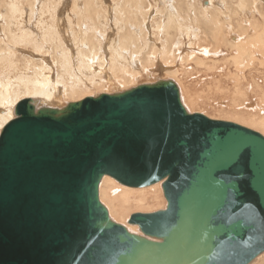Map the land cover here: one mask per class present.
Returning a JSON list of instances; mask_svg holds the SVG:
<instances>
[{"label":"water","instance_id":"1","mask_svg":"<svg viewBox=\"0 0 264 264\" xmlns=\"http://www.w3.org/2000/svg\"><path fill=\"white\" fill-rule=\"evenodd\" d=\"M108 176L158 182L164 209L127 224L99 200ZM264 251V138L189 113L158 80L60 109L30 99L0 131V264H249Z\"/></svg>","mask_w":264,"mask_h":264},{"label":"bare ground","instance_id":"2","mask_svg":"<svg viewBox=\"0 0 264 264\" xmlns=\"http://www.w3.org/2000/svg\"><path fill=\"white\" fill-rule=\"evenodd\" d=\"M158 1L160 2V0ZM126 2L128 6H125ZM146 2L147 0H124V2L115 8L116 17L114 19L117 21L116 24L118 25V22L125 18L126 27L120 29L121 31H119L116 40L121 51L113 52L114 49H112V55L107 64L105 55L103 52L101 53L96 41L93 40L92 33L74 39L72 35L74 34L73 29L75 30V27H71V31L69 29L66 39L71 36L74 45H86L85 41L90 43L88 46L89 50H83L81 47L76 46L77 50L75 49L73 53L65 38H61L63 37L62 34L56 31L54 24L43 27L39 21L37 25L39 33L35 34L34 30H29L25 25L26 21L23 20L24 10L22 11V4L16 0H10L9 4H6L7 12L5 14L6 25L4 27V34H0V131L5 124L14 118L15 106L23 99H30L35 110L39 108L60 109L65 104L60 108L47 105L55 103V99L60 96L72 99L69 103H75L87 97L120 93L135 86L151 84L158 80L173 81L172 79H179L181 75L180 70L174 65L177 63L179 57H177V51L174 50V47L179 43L177 42L178 39L181 38V40L187 42L190 39H195V46L202 52L200 54L206 56L205 59H200L195 49H185L188 55L182 57L183 61L189 63V65L193 63L204 67L206 72H211V69L217 66V61L208 59V56H213L214 52L219 53L222 45H227V50L232 53L225 63L235 65L237 70L241 69L239 68V63L241 64L243 60L248 62V65L245 64L246 66L243 63L245 67L251 66L249 62H252L253 66L254 63H257L258 68L255 70L256 73L254 72V68L249 67V74L245 76L251 78V81L247 82V89L235 88L234 86L235 89L233 88L234 90L231 92V90L229 91L228 88H225V92L230 95L226 99L230 109L224 107L218 108L219 105L215 104L218 107H215L213 111L217 112L219 117H211L206 113H201V110L197 113L211 120L239 125L260 134L264 138V9L261 7L262 1L176 0L175 8L165 9L163 12L166 21L160 20L156 24V29L164 37L162 48L154 45L147 46V53H142V62L139 64L138 70L135 71L132 67L134 65L126 62L127 59L123 52L127 50L130 53L140 54L141 56L138 37L133 33L134 30L132 31L128 23H134L141 31V35H143L144 17L141 13L146 12L141 9V6L144 5L145 9H147L148 4ZM27 5L30 10L28 15V23H30V19L33 18V10L36 8H34V0H28ZM155 9L159 10L156 7V3ZM99 11L106 14V10L103 7H100ZM83 13L96 24L98 16L97 8L92 6L91 0L85 2ZM110 14L112 13L110 12ZM251 14L255 19L248 24L247 21H249V15ZM81 15L82 13H77L79 25L83 24H80L82 22ZM122 15L125 17L123 18ZM231 29L239 34V40H231L235 38L230 33ZM62 33L64 35V32ZM194 33L196 36L193 35ZM205 42H210V44H204ZM20 45L24 47L31 46L32 51H25V57L18 58L17 50ZM179 56L181 57V54ZM107 65H109L111 71L106 69ZM145 72L146 79H153L152 82L136 83V85L124 88L119 92L111 91L113 93L101 92L96 95H82L85 92H90L92 89L102 90L117 83L127 86L136 80L137 75L145 76ZM241 72L245 74L244 70ZM251 73L255 74L251 75ZM239 74L241 73H238L237 76ZM239 76L243 77L242 75ZM111 78L116 83L114 81L113 83ZM173 82L178 88L180 100L184 108L192 114L188 109L191 110L200 105L199 94L191 93L193 95H189L190 93L184 88L182 82L178 80ZM212 90L224 94V89H209V91ZM204 100H207L206 97H204ZM250 101L254 103L252 102V104ZM253 106L254 110L252 109ZM161 183L158 182L157 184L142 188H133L121 185L114 179L104 176L99 185V200L106 207L112 221L115 220V223L123 225L128 232L141 235L137 226L127 224L130 216L129 211L133 209L137 213H150L147 211H151L156 207L158 208L157 210L164 209L166 201L162 193ZM152 211L154 212L155 210ZM127 225L136 227L137 232H133L135 230L134 227H127ZM249 264H264V251L258 254Z\"/></svg>","mask_w":264,"mask_h":264},{"label":"rangeland","instance_id":"3","mask_svg":"<svg viewBox=\"0 0 264 264\" xmlns=\"http://www.w3.org/2000/svg\"><path fill=\"white\" fill-rule=\"evenodd\" d=\"M9 1L10 0H0V5H1V7H0V13H1L0 14V34H2V35L4 34V27L6 25V21H5V14L7 12L6 11V9H7L6 4H9ZM16 1L21 3L23 6V8H22V11L24 10L23 11V20L26 21L25 25L29 28V30H32V31L34 30L33 32L35 34L39 33V30L37 29V25L39 24V21L41 22L40 25L43 27L51 26L52 24H54L56 27V31L58 33L62 34L63 37H61V38H65V40L69 44L68 45L69 48L72 49L73 53L75 52L76 46L79 48L81 47V49H83V50H89L88 46L90 43L88 41H85L86 45H82V46L81 45H74L73 39L71 36H69V38L66 39V36L68 35V31L71 27L72 28L75 27V30L73 29L74 34L72 35L74 39L75 38L78 39V38L83 37V35L87 36V34L92 33L93 40L96 41L97 46H99V49L101 50V53L103 52V54L105 55L104 57L106 59L105 61L107 62V64L109 63V58L112 55V49H114L113 52L121 51V49H119V47H118V42L116 40L118 38L119 31H121L120 29H123L126 27V22H125V18H124L125 16L122 15L124 19H121V21L118 22V25L116 24L117 21L114 18L116 17L115 8H117L122 2H124V0H91L92 6L97 8V15L98 16H97L96 24L91 19L89 20L88 16H85V14L83 13L84 4L88 0H64V1L63 0H41L40 1L39 0L40 2L38 0H34V8L35 7L36 8L35 9L33 8L34 9L33 10V18L30 19V23H28V15L30 13V10L28 9L29 6L27 5L28 0H16ZM62 1H63V4H62ZM153 1H155V2H153ZM166 1H168V2H166ZM169 1L170 0H160V2H159L158 0H149V1L147 0L146 4H148V8L145 9L144 5L141 6V9H143L144 12H146V13H141L142 16L144 17V21H143L144 33H143V35H141V31L139 30V28L134 23H128V26L132 29V31L134 30L133 33H135L138 37V42H139V45L141 47V56H140V54L130 53L127 50L124 52L122 51V52L125 54V58L127 59L126 62L130 63V65H134L132 67L134 68L135 71L138 70L139 64H141V62H142V55H143L142 53L143 52L147 53L146 52L147 46L154 45V46L159 47V48H162V46H163L164 37L156 29V24L160 20L164 21V22L166 21V17L164 18V16H163L164 15L163 12L165 11V9L175 8L174 6L176 4V0H171L170 2ZM187 1H189V0H187ZM261 1H262L261 7H263V9H264V0H261ZM155 3H156V7L159 8L158 11L155 9ZM159 3H161V4H159ZM64 4H65V6H64ZM46 5H47V7H46ZM53 6H55V7L53 8ZM125 6H128L127 2L125 3ZM100 7H103L106 10V14H103L99 11ZM108 8H109V10H108ZM2 10H3V12H2ZM26 10L29 12H27ZM79 12L82 13V15H81V21L82 22L80 23V24L83 23L82 25L78 24L79 19L77 17V13H79ZM110 12L112 14H110ZM25 13H26V15H25ZM160 16H162L163 18ZM253 19H255L253 17V15L252 14L249 15V21H247V23L250 24V22ZM97 25H99V26H97ZM61 30H62V32H64V35L61 32ZM70 31H71V29H70ZM58 33H57V35L60 36ZM230 33H232L231 35L233 37H235V38H232L231 40H233V39L239 40L240 39L239 34L235 31H233L232 29H231ZM193 35L196 36L195 33ZM104 39H106V40H104ZM193 40L190 39V41L187 42L185 40H181V38L178 39L177 42H179V43H177V45H175L174 50L177 51V57H179V59L177 60V63H175L174 65L177 69L180 70L181 75H180L179 79L175 78L172 80L175 82H176V80H178L179 82H182L184 88L187 89L188 92L190 93L189 95H193L195 93L199 94L198 97H200L199 98L200 105L194 109H191V110L188 109L190 112H192V113L196 112L197 113L199 110H201V113L202 112L206 113V114L210 115L211 117H219V114L217 112L213 111L215 107H218L215 104L219 105L218 108L224 107V108L230 109V107L228 106V101L226 100L227 97L230 95H228L229 93L225 92V88H228V90L229 91L231 90V92L235 88L247 89V82H250L251 78L245 77V76H247L249 74L248 71L250 68H254V72H255V70L258 68V65H257V63H254V66H253V63L249 62V64L251 65V66H249L250 68L245 67L246 66L245 64L248 65V62L246 60H243V61H241V64L239 63V66H240L239 68H241V69L237 70L235 65H233L231 63H225L227 58H229L232 55V53H231V51L227 50L228 49L227 45H222L221 49H219L220 50L219 53L214 52L213 56H208V59H213V60L217 61L216 62L217 66L215 68H212L211 72H206L204 67L197 66L193 63L191 65H189V63H185L182 59L183 56L188 55L187 51L185 49H187V50H194L195 49L198 52V54H199L198 57L200 59L206 58L205 55H201L202 52H200V49H198L195 46V39H193ZM184 41H185V43H184ZM191 41H192V43H191ZM43 43H44V41H43ZM204 44H210V42H205ZM185 45H186V47H184ZM113 46H114V48H113ZM30 47L31 46L24 47V46L20 45L18 47V50H17V54H18L17 57L18 58H21L22 56L25 57L24 56L25 51L26 52L32 51ZM116 47L118 50L116 49ZM21 53H22V55H21ZM179 54H181V57L179 56ZM132 58L134 59V61ZM135 61H136V63H135ZM243 63L245 66H243ZM219 68H220V70H219ZM106 69L110 70L109 65L106 66ZM212 70H214V71L212 72ZM243 70L245 71V74H243V72H241ZM238 73H241L239 75H242L243 77H241L239 75L237 76ZM255 73H251V75H253ZM144 75L145 76L137 75L138 77L136 78V80L133 83L128 84L127 86H123L122 84L119 85L117 83V84L111 85L109 87H106L105 89H102V90L92 89L90 92H85L82 95H84V96L96 95V94H99L101 92L110 93L111 91H113V92L118 91L119 92V91L123 90L124 88H128V87H131L133 85H136V83L138 84V83L152 82L153 79L152 80L146 79V72L144 73ZM255 78H257V77H255ZM132 80H133V78H132ZM111 81L113 82L114 80L111 78ZM234 86H235V88H234ZM250 86H251V83H250ZM210 88H219L221 90L224 89V91H223L224 94L222 92H215L213 90L209 91ZM113 92H111V93H113ZM191 93H193V94H191ZM204 97H206V99H207L206 101L204 100ZM55 100H56L55 103H52V105L48 104L47 106L60 108V107L64 106V104L66 105L67 103L72 101V99H67V98H64L62 96L57 97ZM253 101H250V102L252 103ZM224 102H225V104H224ZM250 108H252V107H250ZM252 109L254 110V106ZM225 116H229V115H225ZM157 209L158 208L156 207L155 209H152V210L156 211ZM152 210L147 211V212H153ZM135 211L136 210L131 209L129 211L130 215L133 213H137ZM141 213H146V212H141ZM127 227H134V226H130V225L128 226L127 225ZM134 228H135V230L133 232H137L136 227H134Z\"/></svg>","mask_w":264,"mask_h":264}]
</instances>
